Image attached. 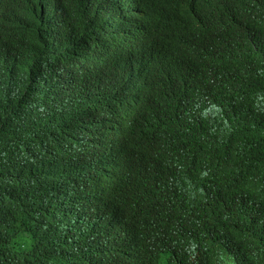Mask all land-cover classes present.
<instances>
[{"label":"trees","instance_id":"obj_1","mask_svg":"<svg viewBox=\"0 0 264 264\" xmlns=\"http://www.w3.org/2000/svg\"><path fill=\"white\" fill-rule=\"evenodd\" d=\"M0 264H264V0H0Z\"/></svg>","mask_w":264,"mask_h":264},{"label":"bare ground","instance_id":"obj_2","mask_svg":"<svg viewBox=\"0 0 264 264\" xmlns=\"http://www.w3.org/2000/svg\"><path fill=\"white\" fill-rule=\"evenodd\" d=\"M109 44V43H108Z\"/></svg>","mask_w":264,"mask_h":264},{"label":"clouds","instance_id":"obj_3","mask_svg":"<svg viewBox=\"0 0 264 264\" xmlns=\"http://www.w3.org/2000/svg\"><path fill=\"white\" fill-rule=\"evenodd\" d=\"M108 8V7H107Z\"/></svg>","mask_w":264,"mask_h":264}]
</instances>
